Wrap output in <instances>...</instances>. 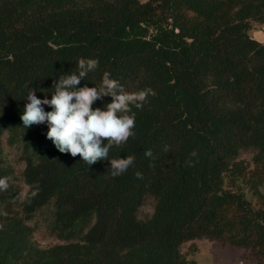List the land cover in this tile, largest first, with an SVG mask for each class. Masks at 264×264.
<instances>
[{
  "label": "trees",
  "instance_id": "trees-1",
  "mask_svg": "<svg viewBox=\"0 0 264 264\" xmlns=\"http://www.w3.org/2000/svg\"><path fill=\"white\" fill-rule=\"evenodd\" d=\"M252 23L264 25V0H0V264H197L181 251L194 239L264 260V41ZM81 58L99 66L78 87L107 71L128 92L155 93L133 108L135 136L110 151L135 156L115 178L110 161L88 167L58 151L46 123L20 119L29 89L51 99ZM5 137L28 153L25 193ZM51 202L62 242L43 248L29 221Z\"/></svg>",
  "mask_w": 264,
  "mask_h": 264
},
{
  "label": "clouds",
  "instance_id": "clouds-1",
  "mask_svg": "<svg viewBox=\"0 0 264 264\" xmlns=\"http://www.w3.org/2000/svg\"><path fill=\"white\" fill-rule=\"evenodd\" d=\"M98 66L97 59H79L76 70L61 74L54 81L51 99L47 98V92L45 98L40 99L35 89H29L20 119L26 129L46 123V136L58 151L70 153L72 157L79 155L88 167L100 161H110L111 176L115 178L134 166L135 156L109 159L110 151L135 136L136 113L133 108L142 109L148 96L155 93L150 88L128 92L107 71L103 73L99 86L78 87ZM105 97H111V102L103 108L93 109V104ZM44 106L50 107L51 111H45ZM146 155H151L150 150ZM136 177L143 179L140 172L136 173ZM8 181V177H0V191L8 189ZM34 189L32 197L38 194L39 185H35Z\"/></svg>",
  "mask_w": 264,
  "mask_h": 264
},
{
  "label": "rangeland",
  "instance_id": "rangeland-1",
  "mask_svg": "<svg viewBox=\"0 0 264 264\" xmlns=\"http://www.w3.org/2000/svg\"><path fill=\"white\" fill-rule=\"evenodd\" d=\"M250 35L264 41V25L252 23ZM25 151L21 143L10 145L7 138H4L3 157L14 168L13 183L24 193L27 187L24 184L23 170L26 166ZM243 159L250 160L251 155H244ZM154 211V200L148 199L141 207L139 217L145 219ZM53 203H49L35 212L29 224L37 230L36 242L43 248L50 247L62 241L51 235L50 225L53 219ZM182 253L197 264H264V260L254 254L253 251L235 248L220 241L208 239H194L187 241L181 246Z\"/></svg>",
  "mask_w": 264,
  "mask_h": 264
},
{
  "label": "crops",
  "instance_id": "crops-1",
  "mask_svg": "<svg viewBox=\"0 0 264 264\" xmlns=\"http://www.w3.org/2000/svg\"><path fill=\"white\" fill-rule=\"evenodd\" d=\"M258 40H261V41H262V39H261V38H259Z\"/></svg>",
  "mask_w": 264,
  "mask_h": 264
}]
</instances>
